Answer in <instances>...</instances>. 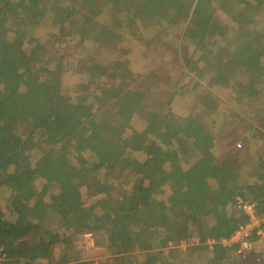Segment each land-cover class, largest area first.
<instances>
[{
    "label": "trees",
    "instance_id": "16d2710c",
    "mask_svg": "<svg viewBox=\"0 0 264 264\" xmlns=\"http://www.w3.org/2000/svg\"><path fill=\"white\" fill-rule=\"evenodd\" d=\"M57 17L48 68L37 58ZM147 29L154 43L168 37L157 51H172L181 74L102 62L125 34L149 53ZM70 43L99 58L66 63ZM139 45L124 48L139 47L132 64L144 62ZM263 55L264 0H0V264H97L85 256L88 234L106 264H199L197 254L263 264L256 232L244 251L221 244L246 221L243 203L264 210ZM154 56L148 65H165ZM184 82L195 107L178 125L170 110ZM214 85L229 98L205 101L198 89ZM240 138L245 150L233 157Z\"/></svg>",
    "mask_w": 264,
    "mask_h": 264
},
{
    "label": "rangeland",
    "instance_id": "374dc122",
    "mask_svg": "<svg viewBox=\"0 0 264 264\" xmlns=\"http://www.w3.org/2000/svg\"><path fill=\"white\" fill-rule=\"evenodd\" d=\"M59 17L56 18V20L53 22V23H50L46 26V32L44 30V34L41 36V41L47 43V49L46 51L44 52V55L41 56L39 55V57L37 58L38 59V63H41L40 65H46L45 67H48L50 66V64L53 62V59L51 61H49V56H52V51H56L57 49H55L58 45H61V35H60V31H59V26H58V21H59ZM129 22V21H128ZM44 28V26H43ZM155 31L154 32H150L148 29L144 32V35L146 36V41H150L151 43V47L149 50V53H152L153 55H155V59H163L164 61V64L165 65H162L161 68L158 67V66H150L148 65L150 63L149 59H148V56H149V53L147 51L146 48H148L147 46L144 47L145 45H143L142 43V46L139 45L138 42H136L135 40H131V37L129 35H123V37L119 40V43L118 45H120V48L118 47V49H121L122 51H116V53L118 54V56H114L113 53H110V52H107L105 53L104 57H103V63L106 64L107 61H110V60H113V59H118L119 60V63L120 65L122 66H119V69L122 71L124 68H132V67H136L137 69H133V74H137V73H142V75L144 74H147V73H152L153 71H157V72H162V71H165V70H168L170 71L171 73L173 74H181V69L178 65L177 62H175V59H167L168 55H172V51H166V50H161V51H157L158 48H159V44L160 43H164V41H166V39H168V37L166 38H162L161 41H157L154 43L153 39H154V36H155ZM135 42L137 45H139L142 49V57L144 59V62H141L138 64V61L137 63L135 64H132L134 62V59H135V54L134 52L136 51V49H138L139 47H135L133 48L132 52L128 55V54H125V51H124V48H126V46L131 42ZM70 45L72 46L71 48ZM144 47V48H142ZM248 49H251V45H248L247 46ZM79 48H76L75 46H73L72 43H70L68 45V49L65 50L63 48V52L60 54V56L65 52L67 51L68 54L65 58L66 60V63L71 60V59H76V62L78 60L81 59V62L82 63H88V65H93L95 63V60L99 58V55L100 53L97 51V50H93L92 48H89V51L88 53H92V56H91V59H84L86 55H82L80 54V56H78L76 50H78ZM162 49H165V48H162ZM85 54H87V52L85 51L84 52ZM248 53V52H247ZM109 54V55H108ZM76 55V57H74ZM108 55V56H107ZM107 56V57H106ZM264 56V55H263ZM206 59V56H204V59H202L200 62H199V71L196 73V75L194 77L196 78H199L201 76V72L200 71H203L205 72L206 71V67L205 65L203 64V60ZM36 61V59H35ZM198 61V59H197ZM205 62V61H204ZM138 64V65H137ZM134 65H137V66H134ZM108 67H110V65H107ZM50 68V67H48ZM65 69H70L72 68V65H65L64 67ZM109 70H112L111 68H108ZM119 70V71H120ZM115 72L113 73L112 75H115L117 76L120 72ZM192 73V72H191ZM101 75H104L101 73ZM214 77V75H213ZM67 79V77H66ZM68 80V79H67ZM211 82V77H207L205 80H204V83L205 84H209ZM67 85V83H65V86ZM213 88L212 89H209V88H206V87H201L198 89V92H202L204 95H205V101H207L210 96L211 93H215V92H218L220 93L224 98H229V95L227 94V91L221 89L220 87H218L217 85H214L212 86ZM87 92L91 91V92H95L96 90H98L96 87H90L88 89ZM192 93V90L189 89L188 87V84L187 82H184L183 86H182V89L179 93H177V96L176 98L174 99V102L172 104V108L170 110V120L175 123V124H178V125H181V124H187V116L190 115V108L191 110L195 107V100H194V97H195V93L191 94ZM191 105V106H190ZM122 107H123V110L121 111V114L123 117H127L129 118L130 117V113L128 110L125 109V105L122 104ZM197 107L199 108L198 104H197ZM191 114L193 115V117H195L196 115L198 114H194L191 112ZM262 114H263V111L258 115V119H255L253 120L254 121V124L260 128H262V123H263V118H262ZM234 152V150H233ZM256 152L255 148L253 149V151L251 150L250 151V154H254ZM225 154V153H223ZM76 189V192L79 196H82V192L80 190V188H75ZM85 192V191H84ZM45 193V191H43V194ZM84 194V193H83ZM85 241L87 243V249H86V252H85V256L86 257H89V258H93L95 259L96 263L97 264H106V256H105V250L103 249H99V248H95L94 247V239L92 237V235L88 234L85 236ZM196 240H198L196 238ZM153 243H155L156 245L159 246L158 244V241L157 240H153ZM104 254V256H103ZM200 258V256H197L195 255L194 257H192L191 259L192 260H196L199 262V264H218L216 262H213L211 261L210 259H207V258H203L201 260H198Z\"/></svg>",
    "mask_w": 264,
    "mask_h": 264
},
{
    "label": "built area",
    "instance_id": "2783aa9c",
    "mask_svg": "<svg viewBox=\"0 0 264 264\" xmlns=\"http://www.w3.org/2000/svg\"><path fill=\"white\" fill-rule=\"evenodd\" d=\"M238 147H242V142H239ZM243 211L247 216V219L242 223L236 232L230 237L229 243L240 244L239 251H244L251 246V243L246 240L253 232L259 236V239L264 238V210L259 211L254 203L245 202L242 205ZM196 239H192L194 242ZM197 241V240H196ZM214 242V241H213ZM2 259V252L0 248V260Z\"/></svg>",
    "mask_w": 264,
    "mask_h": 264
},
{
    "label": "crops",
    "instance_id": "0c3cea01",
    "mask_svg": "<svg viewBox=\"0 0 264 264\" xmlns=\"http://www.w3.org/2000/svg\"><path fill=\"white\" fill-rule=\"evenodd\" d=\"M242 139H244V138H240V139H237V140H235L233 143H232V146H231V149L230 150H234V155H233V157H236V156H238L243 150H245V144L244 143H247L246 141H242ZM241 140V141H240ZM239 142H242V147L240 148V147H238V143ZM255 148V147H254ZM257 148L258 149H255L256 151H261L262 152V147L260 146V144L259 145H257ZM226 151V150H225ZM225 153V152H224ZM257 153V152H256ZM229 240H230V238H225V239H223L222 241H221V244H224V245H230V244H233V243H229ZM214 241V242H213ZM194 242H198V240L196 241H194ZM192 243V241H190V245H193V244H191ZM207 243L209 244V251H210V249L212 248V246L214 245V244H216L217 243V241H215V240H213V239H211L210 237L208 238V240H207ZM206 243V244H207ZM260 245H261V241L259 240L258 242H256V244H255V248H258V250H259V247H260ZM180 246H182V249L183 250H185V248H186V243H180ZM179 246V247H180ZM208 246V245H207ZM207 250V251H208ZM211 252V251H210ZM207 254H209V255H211V253H207ZM197 256H200V254H197ZM228 264V261H225V262H223V261H221V263H218V264ZM263 264H264V258H263V262H262Z\"/></svg>",
    "mask_w": 264,
    "mask_h": 264
}]
</instances>
